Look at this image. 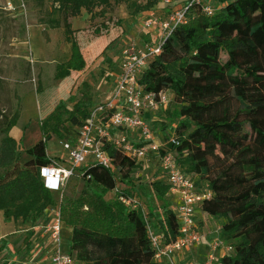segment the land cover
<instances>
[{
    "label": "trees",
    "instance_id": "1",
    "mask_svg": "<svg viewBox=\"0 0 264 264\" xmlns=\"http://www.w3.org/2000/svg\"><path fill=\"white\" fill-rule=\"evenodd\" d=\"M51 1L61 18L45 22L64 28L71 55L56 65L58 84L38 90L42 138L26 150L28 160L19 165V143L12 136L0 142V168L7 170L0 176V210L7 221L34 224L48 220V209H59L63 225L71 229L68 252L74 264H165L154 258L150 214L121 200L143 203L134 179L139 163L113 143L104 144L112 157L111 168L91 161L77 170L85 180L77 198L57 199L59 192L45 187L40 176V168L54 160L48 155L49 142L57 137L74 143L92 110L88 101H75L71 95L72 73L87 66L82 31L72 28V18L83 9L95 18L114 3L133 0ZM156 1L151 0L149 7H157ZM188 17L167 37L140 82L147 92L172 93L180 142L168 148L197 188L211 192L199 208L218 223L220 238L233 248L216 264H264V0H220L212 15L195 6ZM54 88L60 96L54 98L53 93L47 99ZM15 124L16 117L6 123L5 133ZM149 125L162 140L168 139L164 125L154 121ZM156 173L160 179L152 187L170 206L159 226L152 228L166 244L179 235V222L174 202L165 197L167 180L159 168ZM109 194L113 197L107 200Z\"/></svg>",
    "mask_w": 264,
    "mask_h": 264
},
{
    "label": "rangeland",
    "instance_id": "2",
    "mask_svg": "<svg viewBox=\"0 0 264 264\" xmlns=\"http://www.w3.org/2000/svg\"><path fill=\"white\" fill-rule=\"evenodd\" d=\"M8 1H14L17 6L24 3L25 9L17 10V13L15 11L12 14L6 9ZM150 1L133 0L121 4L114 3L104 15L97 14L95 18L90 19L87 18V15L88 17L90 15L85 10L84 14L77 17L72 28H80L82 31L80 41L83 44L87 66L83 71L72 73L71 95L75 101L86 100L88 108L92 109L111 99L122 50L126 43L136 40L144 45L143 40L148 41L150 37V33L140 28V20L144 18L145 13L156 9V7H149ZM178 1L173 0L172 4ZM161 2L164 3V0H159V7ZM172 4L164 9L159 8L158 12L178 6H172ZM138 5L139 8L136 10ZM211 5L215 7L214 1ZM53 9L51 0H0V142L5 136L16 139L20 150L19 165L24 164L29 158L26 150L42 138L40 127L43 115L40 112L38 90L40 88L46 90L58 84L55 79L56 67L47 62L37 63L33 59L30 45L35 35L46 40L52 35L45 21L51 17L61 18L60 14L53 12ZM96 11H99V8ZM62 29L63 27H59L57 30L58 39L61 34H64ZM108 43H110L109 47ZM93 46L98 48L97 52H92ZM59 55L63 56V54ZM52 94L55 98L60 96L61 91L52 89L47 99ZM73 104L72 101L68 102L70 108ZM144 114H146L145 119L150 123L152 120L149 112ZM15 117L16 124L5 133L6 123ZM156 118L154 122H159L166 128L164 135L177 133L175 131L178 126L177 107L173 101L166 110L157 113ZM48 151L51 156L62 152L61 140L54 137L53 141L49 142ZM57 159V161H67L65 153ZM156 162L154 158L138 162L139 166L134 174L135 182L139 186L137 191L140 193L145 211L150 214V224L153 228L159 226V219L164 217V209L170 206L169 202L159 196L152 187V183L158 176ZM6 171L0 168V176L6 174ZM82 177L78 174L70 178L62 193L55 194L57 199L65 201L67 197L77 198L85 185ZM119 186L121 187L122 184L120 183ZM112 197L113 194H109L106 199L110 200ZM211 222L215 225L212 229L219 227L213 219ZM29 226L30 223H24L21 220H5L0 210V231L4 233L0 239V264H35L40 261L42 252L38 250L29 253L30 245L27 241L30 232L25 230ZM69 245V228L63 225L62 249L64 252L69 251Z\"/></svg>",
    "mask_w": 264,
    "mask_h": 264
},
{
    "label": "built area",
    "instance_id": "3",
    "mask_svg": "<svg viewBox=\"0 0 264 264\" xmlns=\"http://www.w3.org/2000/svg\"><path fill=\"white\" fill-rule=\"evenodd\" d=\"M173 0H164L172 4ZM200 6L208 15H212L216 7L205 0H187L167 12V17L150 14L140 20L142 31L152 33L151 40L139 44L136 40L126 43L122 50L119 71L115 79V88L111 99L92 108L90 117L79 129L76 141H62V149L67 153L69 167L62 166L55 159L40 168V176L45 187L51 191L62 193L70 178L75 177L77 170L91 161L105 168L112 167V157L105 149L106 142L113 143L121 151L137 162L151 159L155 156L159 162V171L163 174L174 195L173 210L179 222V235L171 243H163L161 235L149 227V237L155 248V260L165 264H185L181 255L200 243L203 234L196 221V212L200 203L211 196L209 190H199L191 174L184 172L178 164L176 154L169 150V145H179V139L174 133L168 139L162 140L156 134L147 120L144 112L153 114L152 121L163 109L172 102L170 91L159 93L147 92L140 82V76L148 68L150 61L162 52L163 45L172 31L188 22V14ZM6 9L14 13L24 10L25 5L17 6L14 1H8ZM147 32V33H148ZM171 93V94H170ZM151 114V115H152ZM137 133L138 137L131 139ZM122 202L129 207H142L139 199L122 197ZM52 215L42 225V231L47 237L46 256L50 264H74L75 259L69 252L62 249L63 221L59 209L51 210ZM221 227L216 230V236L210 242L205 264H216L220 251L225 255L233 248L220 238ZM189 264H199L192 262Z\"/></svg>",
    "mask_w": 264,
    "mask_h": 264
},
{
    "label": "crops",
    "instance_id": "4",
    "mask_svg": "<svg viewBox=\"0 0 264 264\" xmlns=\"http://www.w3.org/2000/svg\"><path fill=\"white\" fill-rule=\"evenodd\" d=\"M213 1H214L215 7L218 5V3H220V0H205V2H207V3H211ZM184 2H185L184 0H179L178 2H175L174 5L175 6H177V5L179 6L180 4H182ZM174 5L172 4V6H174ZM166 6H168V4H164L163 2H161L160 7L158 5L156 7L157 11H155L156 10L155 9L152 12V14L155 13L156 16L162 17L163 19H165L167 17V14H168L167 12H169L170 10L166 9L164 12H160V11L158 12V9L159 8H163L164 9ZM84 12H85V9L82 10L81 15L84 14ZM10 13H12V12H10ZM150 14H151V12H147V13H145L144 17L148 18L150 16ZM77 17H79V16H77ZM77 17L72 18V20H71L72 24L76 21ZM87 18L91 19V15L89 17L87 15ZM46 26H47V28H50L49 32L52 35L49 36L48 40L40 38L39 35H35L34 36L33 40L30 43V45L32 46V56H33V59L35 61H37V63L40 62L41 64H43V63L47 62L48 64H52V65H54V67H56V65L58 63H60L58 61H61L62 59L66 60L67 58L70 57V55H71V43H69L65 39V34H61L60 35L61 36L60 39H58L59 38V34L57 33V30L59 29V27L53 28L49 24H46ZM75 29H78V28H75ZM62 30L64 31V28ZM144 32L147 33L148 31H144ZM149 36L150 37H149L148 41L151 40L152 33H150ZM59 40H61V41H59ZM146 41H147V39L143 40V42H146ZM59 54H63V56H60ZM164 110L165 109H163L159 113L163 112ZM151 114H150V116L153 117V114L152 115ZM137 135L138 134L135 133L134 136H136V138H137L138 137ZM159 137L162 138L161 135ZM63 153H65V158L67 159V161L65 162V161H60L59 160L58 162L64 167H69V161H68V158H67V153L65 151L64 152L63 151L59 152L58 154H56L54 156H51V154L48 151V155L51 158H53V157L56 158L55 159L56 161L58 160L57 157L62 156ZM151 158H154V159H156L158 161V159L155 156H152ZM157 169H158V167H157ZM159 179H160V177L157 176L155 181H158ZM165 197H167L170 200L174 201V195H173V193L170 190L166 194ZM2 213H3V211H2ZM46 215L47 216L45 217V219L49 218L52 215V211L48 209L46 211ZM211 220L212 219L210 218V216L207 213L203 212L200 208L197 209L196 221H197V223L199 225L200 232L203 234V239H202V241L200 243H198L197 245H194L190 250L185 251L181 255L183 263L189 264V263H192V262L196 261L199 264H205L207 253H208V250L210 248L209 247L210 246V242L216 236L215 230L218 228L217 227L215 229H212L215 225L212 224ZM43 223H45V220L41 219V220H39L38 222H36L34 224L30 223V226L27 229H25L26 231L30 232L29 235H28V241H27V243L30 245L29 253L31 251H38V250L43 253V255H41L40 261L36 262L35 264H50L49 260H48V257L46 256V254H47L46 249H47L48 240H47V237L45 236V234L42 231ZM69 232H71L70 228H69ZM3 236H4V233L0 231V239ZM24 239L26 240V238H24ZM22 242L24 243L25 241H22ZM223 255L224 254L220 251V253L218 255V258L223 256ZM13 261H15V259H13Z\"/></svg>",
    "mask_w": 264,
    "mask_h": 264
}]
</instances>
